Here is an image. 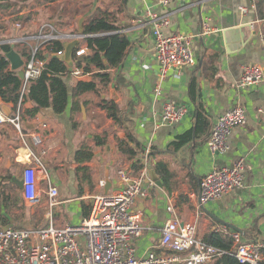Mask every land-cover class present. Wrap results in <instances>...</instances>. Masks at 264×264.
Segmentation results:
<instances>
[{
    "label": "crops",
    "instance_id": "0c3cea01",
    "mask_svg": "<svg viewBox=\"0 0 264 264\" xmlns=\"http://www.w3.org/2000/svg\"><path fill=\"white\" fill-rule=\"evenodd\" d=\"M150 10L170 19L169 27L164 29L166 35L195 37L196 67L173 70L160 82L155 37L148 18ZM103 13L116 22L119 33L130 41L124 63L114 71L125 83L117 87L114 84L101 86L100 93L85 94L80 99V111L73 113L72 94L79 76L70 72L64 78L69 92L64 114L56 115L51 108L45 109L36 118L26 117L20 123L21 131L11 122L4 124L0 129L1 187L9 176L21 179L24 167L34 164L32 154H35L43 160L51 182L60 191L61 204L55 211L56 226L80 224L85 219L80 203L84 201L91 206L89 197L102 191L99 183L105 180L107 167L112 189L119 186L121 169L132 173V161L118 149V139L125 138L127 133L102 108L105 100H111L122 110L132 111L134 135L141 150L151 148L150 171H156V163L164 161L176 175L172 192L157 186L147 200L139 201L133 209L142 216V235L135 243L138 258L150 251H164L162 230L173 219L195 224L196 237L205 242L216 234L231 237L233 233H239L246 242L264 241V124L258 115V109L264 108V46L258 36L264 32V0H210L206 3L169 0L168 5H159V0H16L9 9L0 11V42L29 38L25 46L13 45L21 54L23 49L31 53L37 44L33 38L43 26L51 24L58 34H81V26ZM209 18L216 30L202 37L204 23ZM248 23L257 34L247 43L248 33L238 34L230 37L227 44L224 31ZM80 46L87 47L83 41ZM90 53L88 51L87 55ZM25 59L23 56L24 62ZM254 66L262 68L263 81L248 89L240 88L245 69ZM212 67L217 69L214 77L209 70ZM194 78H197L198 103L206 110L210 130L220 115L236 105H242L247 112V124L233 131L229 139L230 150L225 155L210 153L207 136L193 140L177 153L168 151L177 136L194 126L196 106L190 95ZM158 84L160 96L155 93ZM165 103L185 108L187 116L173 126L160 127ZM32 106L29 101L24 107ZM189 107H192V115ZM15 116L12 112V116L7 117ZM20 133L24 134L25 141ZM36 135H41L43 148L34 145L32 138ZM95 135H107L109 144L95 148ZM83 144L95 148V159L84 165L92 169L94 188L87 189L84 196L78 198L76 169L79 166L74 159ZM239 159L245 161V187L203 204L201 180L214 168L231 166ZM42 178L41 175L40 187L46 190L47 182ZM14 185L20 195L19 205L0 209V216L8 217L10 223L0 228L47 227L49 222L44 207L30 208L23 199L22 190ZM75 203H79V211L78 206L72 208ZM171 207L174 212L169 210ZM80 242L85 243L83 238ZM215 262L216 259L206 264Z\"/></svg>",
    "mask_w": 264,
    "mask_h": 264
},
{
    "label": "built area",
    "instance_id": "2783aa9c",
    "mask_svg": "<svg viewBox=\"0 0 264 264\" xmlns=\"http://www.w3.org/2000/svg\"><path fill=\"white\" fill-rule=\"evenodd\" d=\"M210 0H200L201 3ZM169 0H159V5H168ZM149 23L155 37V53L159 62L160 82L164 81L169 72L197 66L194 51L195 37L187 34L166 35L164 29L169 27L170 19L154 10L148 13ZM212 19L204 23L200 36L211 35L215 31ZM264 46V32L258 34ZM87 36L82 34H58L51 24L40 29L34 37L36 47L30 57L25 59L23 66L25 87L31 80L37 79L46 67L47 59L37 57V52L54 41L81 42ZM29 38H21L2 43L27 45ZM88 48L78 46L75 55H87ZM64 51L59 52L62 56ZM76 76L81 72L73 70ZM263 81V70L258 66L245 69L239 87L248 89ZM161 95L160 84L155 89ZM258 115L264 124V108L258 109ZM187 116V110L171 103H165L160 127L173 126ZM247 112L242 105L220 115L211 131L207 142L213 155H225L230 150L229 139L236 128L247 124ZM13 123L20 130L19 111L12 119L4 113L0 104V129ZM21 131V130H20ZM25 141L24 134L20 133ZM35 146L44 147L41 135L32 138ZM25 143V142H24ZM45 154V151H42ZM151 148L148 147L141 161L143 169L136 175L126 169L118 172L119 186L104 194L105 180L99 183L101 192L89 197L91 212L78 225L57 227L55 211L61 204L60 191L48 175V170L40 157L32 154L34 164L24 167L21 172L23 181L22 196L28 206L44 207L48 226L39 229L0 228V264H206L223 254L220 249L209 245L196 237V226L182 223L178 219L170 220L162 230L161 246L163 252H148L144 257H137L135 243L142 235V216L133 209L139 201L150 197L151 191L157 187L150 179ZM47 182V189L40 187V176ZM201 201L203 204L219 200L245 187V161L237 160L231 166L217 167L208 173L200 183ZM174 212L173 208L169 209ZM236 250L235 256L241 264H263L264 241L246 242L239 233L231 235ZM84 239V244L80 239Z\"/></svg>",
    "mask_w": 264,
    "mask_h": 264
},
{
    "label": "trees",
    "instance_id": "16d2710c",
    "mask_svg": "<svg viewBox=\"0 0 264 264\" xmlns=\"http://www.w3.org/2000/svg\"><path fill=\"white\" fill-rule=\"evenodd\" d=\"M12 1L0 0V11L10 8ZM83 35L87 36L83 43L91 52L81 57L73 56V68L81 72L77 77L73 88V113L80 111V99L87 93H100L101 86L108 87L114 84L116 87L124 84L123 78L114 74L125 61L126 53L130 47L129 39L119 33L116 22L108 18V14L103 13L100 17L91 20L83 26ZM65 41L57 40L47 44L43 49L37 52V57L47 59V64L41 75L31 80L25 87V82L21 79L19 72L11 67L8 54L16 49L12 44H0V100L3 105L9 106L14 114L19 111L20 123L26 117L36 118L45 109L51 108L56 115H62L66 112L69 101L68 87L64 78L70 75V68L65 61L57 58L59 52L64 51ZM22 55L26 58L31 53L23 49ZM210 73L214 77L217 69L210 68ZM197 78H194L190 84V95L195 104L193 116L194 126L188 132L176 137L169 145L168 151L172 153L179 152L182 148L189 145L193 140L207 136L208 142L211 137V123L206 110L201 103H198L196 96ZM32 102L31 108H25L27 102ZM110 118L118 126H122L126 131V137L118 139V149L132 161V173L138 174L144 167L141 156L144 150L137 142L134 135V120L131 110H122L120 106L111 100H105L102 107ZM95 148H103L109 144L107 135L94 136ZM95 148L83 144L75 153L74 161L78 164L76 169L78 179V198L84 196L87 189L94 188L92 169L84 166L92 162L95 157ZM156 173L160 176L164 190L172 192L176 184V175L171 171L169 165L164 161H158L154 166ZM15 188L13 177H7L4 187L0 185V209H8L12 206V197L7 193V188ZM18 198L19 193H15ZM82 213L85 218L89 217L91 206L81 201ZM8 217L0 216V226H8ZM20 226L18 225V228ZM255 228V226H254ZM206 243L220 249L223 254L216 258L214 264H241L235 256L236 250L232 237L228 235L216 234L211 236ZM264 264V262H263Z\"/></svg>",
    "mask_w": 264,
    "mask_h": 264
},
{
    "label": "water",
    "instance_id": "95a60500",
    "mask_svg": "<svg viewBox=\"0 0 264 264\" xmlns=\"http://www.w3.org/2000/svg\"><path fill=\"white\" fill-rule=\"evenodd\" d=\"M248 33V37L245 40L247 43L250 39V37L253 35L255 36L257 34V32L255 30H253V25L251 23H248L246 25H242L233 29H228L225 30L223 35L224 38L228 44V41L230 39V37H234L238 34H245ZM81 34L83 35V27L81 26ZM249 39V40H248ZM81 44V41L79 39H74L71 41H65L64 43V54L62 56H56L57 58L62 59L63 61H65L67 63V65L70 68V72L72 73L74 68H73V56L78 48V46ZM229 50V47H228ZM49 55H46V58L49 59ZM8 59L11 63V67L13 70L18 71L19 75L21 77V79L24 80L25 76H24V71H23V66H24V60H23V56L21 53L17 52L15 49L12 50L9 54H8ZM0 104L2 105V109L4 111V113L6 114V116H12V111L11 109L2 104V101L0 100ZM189 113L190 115L193 114V110L191 109L192 107H189ZM150 179L156 183V185L158 187H160L161 189H163V183L160 179V176L156 173V171L154 169H152L150 171ZM105 182H106V186L104 187V194H109L110 190H112L113 188V184L110 178V173H109V167L106 168V174H105ZM13 183H15L20 190H23V181L20 179V177L16 176L13 177ZM238 230V229H237Z\"/></svg>",
    "mask_w": 264,
    "mask_h": 264
},
{
    "label": "rangeland",
    "instance_id": "374dc122",
    "mask_svg": "<svg viewBox=\"0 0 264 264\" xmlns=\"http://www.w3.org/2000/svg\"><path fill=\"white\" fill-rule=\"evenodd\" d=\"M6 13V12H5ZM7 193H9L10 195H11V197H12V200H13V202H12V207H15V208H17L18 207V205H19V198H17L16 197V190L14 189V188H11V187H8L7 188ZM77 206H78V208H77ZM21 207H23V205H21ZM30 208H38V207H31V206H29ZM24 209H29L28 207H23ZM71 208V207H70ZM72 208H77V210L79 211V203H75V204H73V207ZM72 211L69 209V213H71ZM22 227V226H21ZM23 228V227H22Z\"/></svg>",
    "mask_w": 264,
    "mask_h": 264
}]
</instances>
